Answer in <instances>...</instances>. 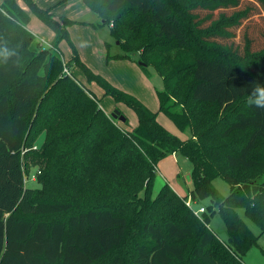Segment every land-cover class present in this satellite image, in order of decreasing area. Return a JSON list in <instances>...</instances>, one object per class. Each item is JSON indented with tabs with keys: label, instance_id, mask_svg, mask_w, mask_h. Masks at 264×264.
I'll list each match as a JSON object with an SVG mask.
<instances>
[{
	"label": "trees",
	"instance_id": "1",
	"mask_svg": "<svg viewBox=\"0 0 264 264\" xmlns=\"http://www.w3.org/2000/svg\"><path fill=\"white\" fill-rule=\"evenodd\" d=\"M23 1L55 36L52 48L22 66L29 14L17 0L1 3L0 264H93L111 251L103 264H124L118 248L130 233L129 264H244L257 235L237 210L264 233V149L257 154L264 110L249 103L251 83L264 84V0H85L92 12L111 16L98 24L111 20L126 52L140 51L138 61L153 64L163 81L158 111L189 130L185 139L92 72L73 48L65 65L75 62L104 95L136 111L132 129L121 127L126 117L116 124L63 72L58 43L76 21ZM25 145L37 146L24 154L43 167L39 188L25 185ZM174 153L191 164L190 201L209 200L202 221L167 183L151 197L158 162ZM218 177L229 185L226 196L213 184ZM215 213L226 243L208 227Z\"/></svg>",
	"mask_w": 264,
	"mask_h": 264
},
{
	"label": "rangeland",
	"instance_id": "2",
	"mask_svg": "<svg viewBox=\"0 0 264 264\" xmlns=\"http://www.w3.org/2000/svg\"><path fill=\"white\" fill-rule=\"evenodd\" d=\"M34 1L41 8H50L55 19L59 20L63 18V20L76 21L66 26L68 37L61 39L58 43V49L60 50L58 53L61 56L63 68L66 66L65 62L72 57V50L74 48L78 59L92 72L104 77L114 87L133 95L149 110L157 111V121L166 130L177 135L180 139L189 137V130H178L164 114L158 111L159 100L156 91L163 88V81L153 64L149 61L145 64L140 63L138 61L140 51L130 53L123 49L119 44V40L115 39L111 34V20L108 24H98L104 18L109 19L110 15L106 14L103 10H100L99 14L92 12L86 5L85 0ZM2 2L3 0H0V5ZM19 2L20 4L22 3L24 9L29 14V20L25 27L31 32L32 37L30 44L27 45L28 52L24 50L22 54L23 66L26 59L42 53L41 49L52 48L51 41L55 33L26 6L23 0H19ZM48 57L49 55L45 53L43 61L47 60ZM67 70L70 77L80 83V86L87 95L91 96L93 94L99 100L98 106L107 115L110 116V113L117 109L126 117L127 124H121L123 129H132L137 124L138 115L136 111L128 104L116 102L112 96L104 95L103 89L99 85L86 79L78 64L72 63L70 68L67 67ZM114 121L116 124L121 123L118 120ZM241 139L243 140V134L238 135L237 143H240ZM42 142L43 137H40L37 139L36 145L41 146ZM28 149V146L25 145L22 148L23 152L21 154L25 185L30 188H39L40 184L36 180L37 171L41 170L43 172V167L39 165L32 166L29 163L28 156L24 154L25 151H30ZM263 149L260 146L257 154H261ZM156 169L152 198L161 186L167 183L169 188L177 195L180 194L179 196L183 197L185 201L189 200L188 193L193 189L190 173L191 164L184 156L175 153L168 155L158 162ZM32 175L35 176V179L31 178ZM213 184L223 196L228 194L229 185L224 179L218 177L213 181ZM191 206L193 209L204 206L208 209L205 214H208L211 208L208 199L199 203L191 202ZM76 210H78V207H74L72 211ZM237 211L252 233L257 235V242L251 245L242 256L244 264H264V233L260 234L258 226L243 214L242 209H238ZM60 218H64V216H60ZM198 220L202 221L200 218ZM208 227L219 241L226 243L225 226L218 213H215L211 217ZM132 238V233L128 234L123 244L118 248V252L123 254L126 260L124 264H129V260L133 256ZM112 253L113 251L100 257L93 264H103L109 254Z\"/></svg>",
	"mask_w": 264,
	"mask_h": 264
},
{
	"label": "clouds",
	"instance_id": "3",
	"mask_svg": "<svg viewBox=\"0 0 264 264\" xmlns=\"http://www.w3.org/2000/svg\"><path fill=\"white\" fill-rule=\"evenodd\" d=\"M250 88L249 103L258 109L264 110V103L261 102L264 101V84L254 81L251 83Z\"/></svg>",
	"mask_w": 264,
	"mask_h": 264
},
{
	"label": "built area",
	"instance_id": "4",
	"mask_svg": "<svg viewBox=\"0 0 264 264\" xmlns=\"http://www.w3.org/2000/svg\"><path fill=\"white\" fill-rule=\"evenodd\" d=\"M63 71H64L66 74H68V70H67V67H66V66L63 68ZM36 148H37L36 145H32L29 149H36ZM22 152H23V151H22ZM37 173H39V171H37ZM31 178H32V179H35V176L32 175ZM185 204H186V205L192 210V212H193L198 218H200V219L202 220V214L205 212V207H204V206H200V207H198V208H196V209H193L192 206H191L190 198H189L188 201H185Z\"/></svg>",
	"mask_w": 264,
	"mask_h": 264
},
{
	"label": "water",
	"instance_id": "5",
	"mask_svg": "<svg viewBox=\"0 0 264 264\" xmlns=\"http://www.w3.org/2000/svg\"><path fill=\"white\" fill-rule=\"evenodd\" d=\"M110 117L112 119L118 120L119 122H124L125 121V116L120 113L119 110L115 109L110 113Z\"/></svg>",
	"mask_w": 264,
	"mask_h": 264
},
{
	"label": "crops",
	"instance_id": "6",
	"mask_svg": "<svg viewBox=\"0 0 264 264\" xmlns=\"http://www.w3.org/2000/svg\"><path fill=\"white\" fill-rule=\"evenodd\" d=\"M18 1V4L22 7V8H24V6L22 5V3L20 4V2H19V0H17ZM32 33H34V32H32ZM51 36H53V35H51ZM50 39H52V38H50ZM43 41V40H42ZM49 41V40H48ZM128 129V128H127ZM130 130V129H129ZM180 195V194H179Z\"/></svg>",
	"mask_w": 264,
	"mask_h": 264
}]
</instances>
